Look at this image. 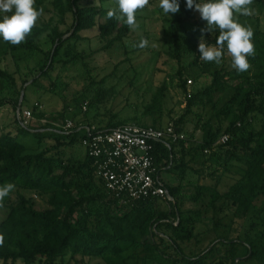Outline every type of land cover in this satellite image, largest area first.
<instances>
[{"label": "trees", "instance_id": "1", "mask_svg": "<svg viewBox=\"0 0 264 264\" xmlns=\"http://www.w3.org/2000/svg\"><path fill=\"white\" fill-rule=\"evenodd\" d=\"M43 1L35 0V7L39 9ZM255 1L264 3V0ZM178 2L180 11L171 15L165 33L180 57L185 42L195 35L190 25L201 26L204 22L195 9L186 7V0ZM53 4L61 17L71 15L72 28L68 31L71 34L65 37L66 33L59 27L51 28L48 68H42L35 75V83L49 75L70 40L85 38L82 31L98 27L100 37L106 41L105 49L124 42L130 35L127 25L106 19L109 9L95 5L94 0H53ZM234 16L244 25L241 15L234 13ZM50 27L36 24L21 47L36 49L40 36ZM251 28L255 46V56L248 57L251 68L237 73L223 63L212 72L211 83L198 95L188 93L187 109L179 123L198 104V96L207 97L213 103L214 112L202 125L201 141L194 143L193 139L186 138L169 145L165 141L156 143L154 155L160 178L174 199L168 205H162L165 201L162 198L152 197L126 206L106 189L86 152L76 164L68 163L71 162L68 159L66 162L57 146L29 152L18 136L39 134L46 129L44 125L39 126L45 111L33 105L30 108L34 118L24 125L17 114L22 92H11L5 81L3 84L0 81V111L6 105L15 109L14 124L0 123V185L15 184V199L9 202L8 214L0 223V235L4 237L0 260L60 264L70 253L72 258L101 259L102 264H132L146 259L157 264H215V261L216 264H241L255 259L264 264V28L259 19ZM218 34L217 29L205 33L204 38L215 44ZM2 40L0 37V43ZM194 41L198 50L199 39ZM70 54L73 59L82 56L67 50V55ZM199 55L198 52L192 64L205 67L208 63L201 61ZM0 76L14 83L12 73L1 65ZM179 86L186 92L187 79L182 78ZM165 90V84L157 89L152 104L148 105L149 111L155 109ZM215 94L219 96L214 100ZM55 119L62 124L54 128L65 133L66 108ZM124 123L127 122L110 121L100 128L111 129ZM137 124L164 127L156 120ZM174 125L177 131L181 130L177 123ZM223 135H228L225 143L221 142ZM66 136L69 144L81 142L80 131ZM206 153L210 156L202 158L199 164L210 161L216 167L208 171L209 180L200 183L199 177L205 170L193 167L192 163ZM233 162L242 164L245 172L222 192L219 189L222 175L217 171L223 165V172H228ZM163 171L174 173L181 180L195 172L198 178L189 181L194 191L187 193L184 184L166 181ZM30 193L45 199L47 206L38 207ZM186 200L200 209H186ZM202 216H212L214 227L210 231L215 230L216 236L198 253H187V243L198 235L196 223Z\"/></svg>", "mask_w": 264, "mask_h": 264}, {"label": "rangeland", "instance_id": "2", "mask_svg": "<svg viewBox=\"0 0 264 264\" xmlns=\"http://www.w3.org/2000/svg\"><path fill=\"white\" fill-rule=\"evenodd\" d=\"M94 2L95 5L104 9L117 7L115 0H94ZM158 3L159 0H149V5L145 9L138 10L136 19L140 25L139 29L131 30L124 42L117 43L109 49L103 48L106 41L100 37L98 27L82 31L81 34L85 38L70 40L57 58L49 75L36 83L35 75L42 68H48L49 53L52 47L48 34L51 33V28L59 27L61 32L66 33L65 37L70 36L71 31H68L72 28L71 15L61 17L54 7L53 0H44L41 3L44 15L38 19L37 24L42 26L47 24L51 27L40 36L36 49L22 48L21 44L24 42L12 45L4 40L1 41L0 65L8 68L12 73L14 83L11 82L12 79L4 80V77L1 76L0 81L2 84L5 81L7 89L11 92L15 90L24 92L26 97L21 104L22 110L32 107L38 101L43 105L41 110L45 111V117L39 126L44 125L46 129L40 130L39 134L31 132L18 136V140L27 147L29 152L57 146L65 160L71 161L66 160L68 163L76 164L84 157L85 148L80 141L69 144L66 142L68 140L66 134L54 128L62 124L55 117H58L65 108L66 118L69 115L73 116L78 125L90 122L104 127L108 122L116 120L127 123H152L153 120H156L157 124L162 126L174 122L178 124V128L180 127L181 130L178 131L183 139L191 138L194 143L201 141L202 125L214 112L213 103L208 102L207 97L198 96L196 99L198 104L184 121L179 123L178 121L187 109L188 93L191 91L198 95L199 91L211 83L212 72L221 67L223 63L232 68L231 58L225 50L220 66L208 63L205 67L200 68L192 64L198 55L197 44L194 40L199 39L201 35L199 29L206 26V21H203L204 24L201 23V26L190 25L195 38L192 36L193 38L190 37V40L185 42L179 57L178 53L172 49L170 38L165 33L171 17L163 13V10L158 7ZM251 8L254 10V14L251 16L241 15L242 23L244 26L253 27L259 19L261 27L264 28V3L254 0ZM2 16L3 14L0 13V19ZM141 37L149 41V46L144 49L133 48L132 45L138 43ZM67 50L82 56L73 59L72 54L67 55ZM182 78L187 79L186 92L179 86ZM189 79L192 80V83L188 82ZM2 84L0 83V86ZM163 84L166 85L164 95L159 99L155 109L149 111L148 105L152 104L154 93ZM218 96L219 94H215L213 99H217ZM85 101L89 102L86 112L82 109V103ZM14 110L12 105L2 107L0 123L14 124ZM256 125L258 128L261 127L260 122H257ZM206 154L199 155L197 161L192 163L193 167L205 170L204 175L199 177L200 183L209 180L208 171L216 167L215 165L212 167L213 164L210 161L204 165L199 164L202 158L208 159L210 154ZM229 166L228 172H223V165L219 166L217 171L219 175H222V181L219 184V189L222 192L226 191L245 172L244 166L237 162H233ZM162 177L172 184H184L186 186L184 191L190 193L194 191V186L189 181L197 179L198 175L192 171L187 174L184 180H181L178 175L163 171ZM29 195L35 198L38 207L47 206L45 199L35 196L34 193ZM14 199L15 191L5 198L3 207H0V223L8 214L9 202ZM165 204L168 205L170 202L163 201L162 205ZM184 207L195 211L200 209L191 200H186ZM213 227L212 216H202L196 223L198 235L187 243V253H191V251L198 253L207 246L216 236L215 230L210 231L213 230ZM216 262L214 263L216 264ZM0 264H23V261L9 260L5 262L0 260ZM35 264L46 263L41 260ZM60 264H102V260L82 259L80 256L72 258L68 253ZM132 264L157 263L146 259L145 261H134ZM241 264L262 263L255 259H249Z\"/></svg>", "mask_w": 264, "mask_h": 264}, {"label": "clouds", "instance_id": "3", "mask_svg": "<svg viewBox=\"0 0 264 264\" xmlns=\"http://www.w3.org/2000/svg\"><path fill=\"white\" fill-rule=\"evenodd\" d=\"M117 7L107 11L106 19H115L127 25L133 31L139 29L136 15L138 10L145 9L149 0H115ZM254 0H186L188 9H195L200 18L206 21V26L200 28L201 33L198 42V52L201 61L215 63L220 66L223 62L225 50L231 58V66L237 73L247 72L251 68L248 57L255 56L253 41L254 30L251 26H244L238 21L235 14L251 16L254 10L251 5ZM35 0H0V37L12 45L26 42L38 19L44 15V8L34 7ZM158 7L166 16L176 14L180 11L178 0H159ZM219 30L215 44L208 43L205 33ZM149 46V41L141 37L133 48L144 49ZM153 47L155 45H152ZM15 189V184L6 182L0 185V207L6 197H9ZM4 243V237L0 235V246Z\"/></svg>", "mask_w": 264, "mask_h": 264}, {"label": "built area", "instance_id": "4", "mask_svg": "<svg viewBox=\"0 0 264 264\" xmlns=\"http://www.w3.org/2000/svg\"><path fill=\"white\" fill-rule=\"evenodd\" d=\"M188 82L192 83V80ZM34 106L43 108L38 101ZM82 109H88L87 101L82 103ZM17 114L24 125L34 118L31 108L20 110ZM63 129L66 134L81 132V144L91 158L97 176L120 202L132 205L135 201L152 197L173 201L160 178L154 155L156 143L165 141L169 145L170 142L183 139L173 122L164 127L129 122L104 129L90 122L78 125L73 118L68 117ZM227 140L228 135H223L221 142Z\"/></svg>", "mask_w": 264, "mask_h": 264}, {"label": "water", "instance_id": "5", "mask_svg": "<svg viewBox=\"0 0 264 264\" xmlns=\"http://www.w3.org/2000/svg\"><path fill=\"white\" fill-rule=\"evenodd\" d=\"M23 99H24V92H22V95H21L18 112L21 110V103H22Z\"/></svg>", "mask_w": 264, "mask_h": 264}]
</instances>
